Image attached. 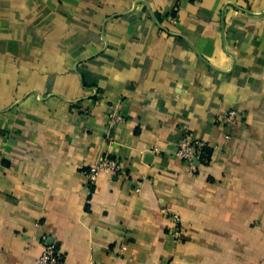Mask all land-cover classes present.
<instances>
[{
	"label": "crops",
	"instance_id": "obj_1",
	"mask_svg": "<svg viewBox=\"0 0 264 264\" xmlns=\"http://www.w3.org/2000/svg\"><path fill=\"white\" fill-rule=\"evenodd\" d=\"M187 137L210 150L197 173ZM106 157L125 175L90 185ZM51 245L58 264H264V0H0V264Z\"/></svg>",
	"mask_w": 264,
	"mask_h": 264
},
{
	"label": "built area",
	"instance_id": "obj_2",
	"mask_svg": "<svg viewBox=\"0 0 264 264\" xmlns=\"http://www.w3.org/2000/svg\"><path fill=\"white\" fill-rule=\"evenodd\" d=\"M110 119L115 125H121L125 122V118L117 111V109L111 110ZM226 119L229 121H235L238 119V115L236 112L231 111L228 113ZM203 148L204 144L202 141L187 137L178 143L176 157L186 163L192 173H197L198 166L196 165V161H201L203 157ZM102 173H107L109 175H125L121 164L110 157L104 158L98 163V165L90 168L86 171L85 175L90 185H93ZM172 221L174 223V228L172 229L171 237L174 241H181L182 227L180 217L174 215ZM58 261L59 258L55 246L51 245L44 248L37 264H58Z\"/></svg>",
	"mask_w": 264,
	"mask_h": 264
},
{
	"label": "trees",
	"instance_id": "obj_3",
	"mask_svg": "<svg viewBox=\"0 0 264 264\" xmlns=\"http://www.w3.org/2000/svg\"><path fill=\"white\" fill-rule=\"evenodd\" d=\"M210 157V150H208L206 147L203 148V157L202 158H205V157Z\"/></svg>",
	"mask_w": 264,
	"mask_h": 264
},
{
	"label": "water",
	"instance_id": "obj_4",
	"mask_svg": "<svg viewBox=\"0 0 264 264\" xmlns=\"http://www.w3.org/2000/svg\"><path fill=\"white\" fill-rule=\"evenodd\" d=\"M196 165H199V161H196Z\"/></svg>",
	"mask_w": 264,
	"mask_h": 264
},
{
	"label": "rangeland",
	"instance_id": "obj_5",
	"mask_svg": "<svg viewBox=\"0 0 264 264\" xmlns=\"http://www.w3.org/2000/svg\"><path fill=\"white\" fill-rule=\"evenodd\" d=\"M183 237V236H182Z\"/></svg>",
	"mask_w": 264,
	"mask_h": 264
}]
</instances>
